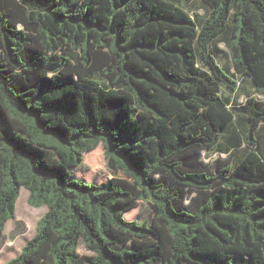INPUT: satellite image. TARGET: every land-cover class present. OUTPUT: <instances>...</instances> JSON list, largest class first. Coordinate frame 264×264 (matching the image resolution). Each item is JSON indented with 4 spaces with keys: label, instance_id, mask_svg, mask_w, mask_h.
<instances>
[{
    "label": "trees",
    "instance_id": "1",
    "mask_svg": "<svg viewBox=\"0 0 264 264\" xmlns=\"http://www.w3.org/2000/svg\"><path fill=\"white\" fill-rule=\"evenodd\" d=\"M23 187L1 264H264V0H0V249Z\"/></svg>",
    "mask_w": 264,
    "mask_h": 264
},
{
    "label": "rangeland",
    "instance_id": "2",
    "mask_svg": "<svg viewBox=\"0 0 264 264\" xmlns=\"http://www.w3.org/2000/svg\"><path fill=\"white\" fill-rule=\"evenodd\" d=\"M189 5L196 16H200L203 13V10L200 9V2L194 1ZM213 49L218 52L219 60L222 64L227 66L231 65L232 53L228 42L225 43L223 39L218 38L213 44ZM245 99L246 98H243L241 103L244 102ZM236 102L238 101L236 100ZM99 145L102 148V157L99 160H95L93 158L91 160H87L86 156L89 152L85 153L83 167L82 169L79 167L80 171L75 173L76 178H80L87 182L101 183L110 179L115 174L107 166L105 158L106 147L104 142L99 143ZM218 154L220 155L221 153ZM222 156H225V154H222ZM214 157L215 156L209 155V153H205V159L207 161L214 159ZM119 174L122 173L119 172ZM28 200L29 191L23 187L16 205V215L13 219L8 220L6 224L4 234L5 241L0 249V264L10 260L21 252L27 241H29L36 234L38 222L48 209L46 205L39 207L32 206L29 204ZM125 216L129 220L137 219L140 221H150L153 216L152 206L149 201L140 200L138 206H136L133 210L128 211ZM81 250H84L83 246L81 247Z\"/></svg>",
    "mask_w": 264,
    "mask_h": 264
},
{
    "label": "crops",
    "instance_id": "3",
    "mask_svg": "<svg viewBox=\"0 0 264 264\" xmlns=\"http://www.w3.org/2000/svg\"><path fill=\"white\" fill-rule=\"evenodd\" d=\"M239 81H240V84H239V92L237 93V97L236 96L235 97H236V99H237L238 102L239 101L241 102L243 100V98H246V96L248 94L255 93V87L252 84L251 79L249 77H247V76H244V75L243 76H240L239 77ZM211 156L217 157V154H213Z\"/></svg>",
    "mask_w": 264,
    "mask_h": 264
}]
</instances>
